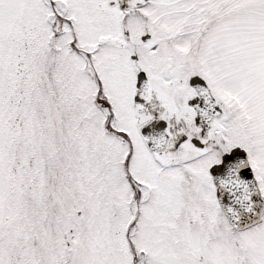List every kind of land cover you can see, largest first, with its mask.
Returning <instances> with one entry per match:
<instances>
[{
  "label": "snow or ice",
  "instance_id": "obj_1",
  "mask_svg": "<svg viewBox=\"0 0 264 264\" xmlns=\"http://www.w3.org/2000/svg\"><path fill=\"white\" fill-rule=\"evenodd\" d=\"M0 264H264V0H0Z\"/></svg>",
  "mask_w": 264,
  "mask_h": 264
}]
</instances>
